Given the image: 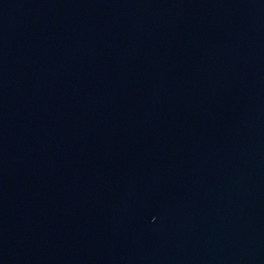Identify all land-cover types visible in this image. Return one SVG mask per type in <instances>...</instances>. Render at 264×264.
<instances>
[{"label": "water", "instance_id": "1", "mask_svg": "<svg viewBox=\"0 0 264 264\" xmlns=\"http://www.w3.org/2000/svg\"><path fill=\"white\" fill-rule=\"evenodd\" d=\"M0 264H264V0H0Z\"/></svg>", "mask_w": 264, "mask_h": 264}]
</instances>
